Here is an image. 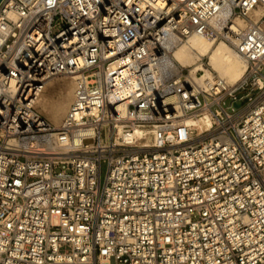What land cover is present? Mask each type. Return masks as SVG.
Returning a JSON list of instances; mask_svg holds the SVG:
<instances>
[{
	"label": "built area",
	"instance_id": "obj_1",
	"mask_svg": "<svg viewBox=\"0 0 264 264\" xmlns=\"http://www.w3.org/2000/svg\"><path fill=\"white\" fill-rule=\"evenodd\" d=\"M191 36L244 76L196 83ZM0 264H264V0H1Z\"/></svg>",
	"mask_w": 264,
	"mask_h": 264
},
{
	"label": "bare ground",
	"instance_id": "obj_2",
	"mask_svg": "<svg viewBox=\"0 0 264 264\" xmlns=\"http://www.w3.org/2000/svg\"><path fill=\"white\" fill-rule=\"evenodd\" d=\"M254 14L259 15V11H255ZM239 23L243 25V22L239 21ZM203 57L206 58L209 68L203 69L204 74L201 77H194L198 84L211 71H214L228 85L236 84L244 76L245 61L225 41H213L206 37L191 36L174 50L172 60L175 64H179L184 68L189 67L190 71H195L201 69L197 60ZM61 79H69L68 84L66 86L62 85V87L61 85L57 86ZM75 79L74 74L50 77L45 81L43 91L36 98L35 107L42 116L52 118L53 125L56 127L60 126L68 110V105L73 97ZM208 122L209 116L206 113H202L197 117V123L200 125H207Z\"/></svg>",
	"mask_w": 264,
	"mask_h": 264
},
{
	"label": "rangeland",
	"instance_id": "obj_3",
	"mask_svg": "<svg viewBox=\"0 0 264 264\" xmlns=\"http://www.w3.org/2000/svg\"><path fill=\"white\" fill-rule=\"evenodd\" d=\"M56 77H62V75H57ZM68 82H69V79H61L59 81V85L57 84V86H60V85H61V87H62V85L66 86L68 84ZM244 95H245V92H239V93H237V98H238L237 99V102L242 101V102L245 103L246 97H244ZM227 105H228V100H226V102H224L223 107L226 108ZM228 110H230V107H228ZM43 116L50 122V124H54L52 118L50 119V117H47L45 115H43Z\"/></svg>",
	"mask_w": 264,
	"mask_h": 264
},
{
	"label": "water",
	"instance_id": "obj_4",
	"mask_svg": "<svg viewBox=\"0 0 264 264\" xmlns=\"http://www.w3.org/2000/svg\"><path fill=\"white\" fill-rule=\"evenodd\" d=\"M0 2H1V0H0Z\"/></svg>",
	"mask_w": 264,
	"mask_h": 264
}]
</instances>
